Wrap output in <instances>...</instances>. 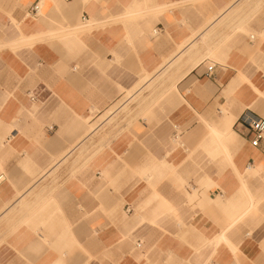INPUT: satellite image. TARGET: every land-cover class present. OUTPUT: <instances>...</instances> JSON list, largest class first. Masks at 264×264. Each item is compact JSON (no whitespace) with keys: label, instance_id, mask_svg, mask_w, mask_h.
Returning a JSON list of instances; mask_svg holds the SVG:
<instances>
[{"label":"crops","instance_id":"1","mask_svg":"<svg viewBox=\"0 0 264 264\" xmlns=\"http://www.w3.org/2000/svg\"><path fill=\"white\" fill-rule=\"evenodd\" d=\"M254 117L264 0H0V264H264Z\"/></svg>","mask_w":264,"mask_h":264},{"label":"rangeland","instance_id":"2","mask_svg":"<svg viewBox=\"0 0 264 264\" xmlns=\"http://www.w3.org/2000/svg\"><path fill=\"white\" fill-rule=\"evenodd\" d=\"M162 78L163 77H159L158 79L159 80H162ZM157 81V80H156ZM158 84H164L165 85V83H163L162 81H160V83H158V82H152V83H148V84H146V81H145V85H144V88H143V91H142V93L140 94V96L142 95V94H144V95H146L147 93H149V91H151L152 90V88L153 87H155L156 86V88H157V85ZM142 99V96L141 97H137V98H133V99H127L126 100V98L124 97V98H121V99H118L114 104H113V106H112V109L113 110H115V109H119V107L123 104V105H125L126 107L122 110V111H126L127 110V108L128 107H131V106H134V105H136L137 104V102H139L140 100ZM143 100V99H142ZM127 103V104H126ZM120 114H121V112L120 111H118L115 115H114V117L111 119V120H109V121H107V124H106V126L107 125H109V123L110 122H113L115 119H118L119 118V116H120ZM106 116H108V115H106ZM106 116L105 115H103V116H101L99 119H97L94 123H92V125H91V130H96L97 132H100V131H102V130H104V127H105V120H104V118H106ZM96 132V133H97Z\"/></svg>","mask_w":264,"mask_h":264},{"label":"built area","instance_id":"3","mask_svg":"<svg viewBox=\"0 0 264 264\" xmlns=\"http://www.w3.org/2000/svg\"><path fill=\"white\" fill-rule=\"evenodd\" d=\"M39 10L38 3H35L31 7V12L35 16ZM212 69V65L206 67V75H209ZM243 128L246 129L247 138L251 145L257 146L264 134V118L254 117L249 121L243 123Z\"/></svg>","mask_w":264,"mask_h":264}]
</instances>
